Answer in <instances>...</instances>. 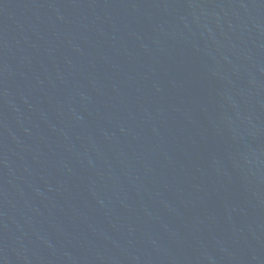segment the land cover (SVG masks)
<instances>
[{
	"label": "water",
	"instance_id": "95a60500",
	"mask_svg": "<svg viewBox=\"0 0 264 264\" xmlns=\"http://www.w3.org/2000/svg\"><path fill=\"white\" fill-rule=\"evenodd\" d=\"M0 264H264V0H0Z\"/></svg>",
	"mask_w": 264,
	"mask_h": 264
}]
</instances>
